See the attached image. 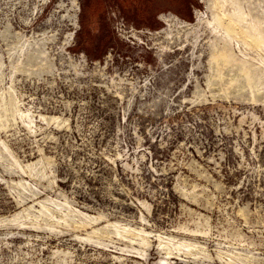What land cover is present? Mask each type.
I'll list each match as a JSON object with an SVG mask.
<instances>
[{"label": "rangeland", "instance_id": "rangeland-1", "mask_svg": "<svg viewBox=\"0 0 264 264\" xmlns=\"http://www.w3.org/2000/svg\"><path fill=\"white\" fill-rule=\"evenodd\" d=\"M0 264H264V0H0Z\"/></svg>", "mask_w": 264, "mask_h": 264}]
</instances>
